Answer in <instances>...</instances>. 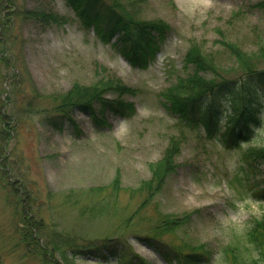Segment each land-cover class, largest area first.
<instances>
[{
    "label": "rangeland",
    "instance_id": "374dc122",
    "mask_svg": "<svg viewBox=\"0 0 264 264\" xmlns=\"http://www.w3.org/2000/svg\"><path fill=\"white\" fill-rule=\"evenodd\" d=\"M260 1L144 0L138 18L171 29L145 66L131 65L114 40L100 42L82 28L64 0L6 3L14 10L8 63L14 60L15 70L24 66L25 73L13 79L0 66L1 112L13 126L0 159L2 264H42L36 245L23 235L26 217L38 229L33 237L40 247L71 240L100 248L99 257L74 255L73 264H127L133 255L145 264H176L158 252L171 248L202 254L199 264H228L229 247L245 261L257 257L246 235L254 220L264 221V200L246 186L240 162L245 150L264 145V111L253 137L227 149L219 135L208 139L202 128L182 126L164 108L161 93L183 72L192 44L213 56L226 79L240 75L227 45L264 68V8L255 6ZM34 11L66 22L40 23L27 17ZM4 36L0 28V41ZM107 77L135 90L122 98L134 106L130 116L107 110L92 118L74 109L75 125L52 127L49 118L61 95ZM227 96L219 100V134L230 112ZM173 136L180 142L175 169L155 175ZM259 170L256 187L263 186L264 165Z\"/></svg>",
    "mask_w": 264,
    "mask_h": 264
},
{
    "label": "trees",
    "instance_id": "16d2710c",
    "mask_svg": "<svg viewBox=\"0 0 264 264\" xmlns=\"http://www.w3.org/2000/svg\"><path fill=\"white\" fill-rule=\"evenodd\" d=\"M67 7L73 12L82 28L92 31L100 42L119 44L122 55L133 66H145L147 59L157 52L159 43H162L170 32L166 23L158 20L146 21L138 18V7L144 0H64ZM11 0H0V28L6 33L4 40L0 41V66L10 69L12 78L24 75L25 68L15 70L14 60L12 66L8 63L7 54L13 50L14 36L10 34L13 27L14 10ZM256 8H264V0L257 3ZM12 9V11H11ZM29 18L44 24H64L66 20L54 13L34 11L28 14ZM236 65L239 66L240 75L234 79H226L224 70L213 60L210 53H203L198 46L192 44L186 51L183 59V72L176 75L174 83L161 93L164 108L172 115L177 116L182 126L190 130L202 128L208 139L220 136L221 142L227 149L237 147L253 137L254 131L261 127L259 114L264 111V93L259 96V89L264 92V68H258L251 63V55L240 51L235 46L227 45ZM19 71H22L21 74ZM227 91V103L230 112L226 115V127L219 134V100ZM116 97L115 101L109 100ZM126 95H135V90L123 85L116 77H107L98 80L90 86L75 85L71 91L61 95L54 108V116L49 118L54 129L61 130L66 121L75 125L71 113L74 109L87 113L92 118L97 112L102 114L109 110L114 115L128 117L134 111L132 103L122 101ZM263 99V100H262ZM203 101L206 105H203ZM27 107H31L27 104ZM26 107V108H27ZM0 103V159L5 152V144L13 135V126L9 118L1 112ZM170 148L166 149L164 157L160 160L154 174L167 175L175 169L174 157L178 154L179 140L173 136ZM5 159V158H2ZM264 165V145L251 147L241 156L240 168L246 186L255 199L264 200L263 186L256 187L255 178L261 176L259 167ZM171 172V171H170ZM6 174V173H5ZM158 184L160 177H156ZM25 218L23 235L36 245V254L42 264H56L57 255L63 264H73L74 255L100 256V248L91 246H78L73 241H60L50 246L40 247L33 231L38 229ZM26 225V227H25ZM246 240L257 253L256 258L245 261L235 254V249L229 247L224 250L228 264H264V221L254 220L247 232ZM102 249H107L102 246ZM94 248V249H93ZM103 251V250H102ZM114 250L107 253L113 254ZM165 261H174L176 264H199L205 257L200 253H182L178 249L159 250ZM104 256V254H103ZM0 264H2L0 258ZM127 264H145L144 260L133 255Z\"/></svg>",
    "mask_w": 264,
    "mask_h": 264
}]
</instances>
